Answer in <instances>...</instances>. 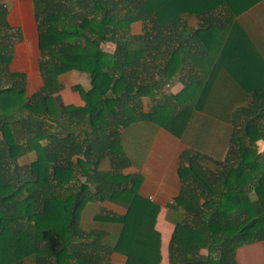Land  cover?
<instances>
[{
  "label": "trees",
  "instance_id": "trees-1",
  "mask_svg": "<svg viewBox=\"0 0 264 264\" xmlns=\"http://www.w3.org/2000/svg\"><path fill=\"white\" fill-rule=\"evenodd\" d=\"M181 1L33 0L39 90L26 96L25 74L8 71L11 48L0 53V264H114L113 253L125 264H160V207L138 193L140 175L122 173L129 159L121 137L141 120L180 137L209 94L216 63L205 81L190 76L177 95L160 93L185 53L202 62L196 43H181ZM4 18L0 12L7 30ZM135 21L142 22L139 35L131 32ZM104 42L114 43V52L104 51ZM227 47L225 41L222 56ZM70 71L89 78V88L71 86L82 105L65 104L59 94V77ZM227 72L263 103L256 93L261 71ZM144 96L157 100L148 112ZM173 101L182 105L171 108ZM236 117L243 121L223 159L191 150L180 157L181 192L167 208L181 207L185 217L174 221L169 264H236L238 247L264 241V153L256 145L264 141V106L237 109L234 126ZM31 152L33 160L19 163ZM104 200L126 213L99 214L101 226L83 230L85 204Z\"/></svg>",
  "mask_w": 264,
  "mask_h": 264
},
{
  "label": "crops",
  "instance_id": "crops-1",
  "mask_svg": "<svg viewBox=\"0 0 264 264\" xmlns=\"http://www.w3.org/2000/svg\"><path fill=\"white\" fill-rule=\"evenodd\" d=\"M181 6L183 8L181 29L184 35L181 43L183 45L196 43L198 57L202 62L196 65L185 53L181 70L173 72L172 77L160 89V93L177 95L185 88V81L190 76L205 81L216 63L209 85V94L202 109L193 111L190 122L180 137L161 126L143 120L125 128L121 137L123 150L129 159V165L122 170V173L140 175L141 184L138 193L160 207L155 223V228L161 236L160 264H169L168 244L175 227L174 221L185 217L181 207L167 208V205L172 203L181 192L182 183L178 174L181 155L185 150H191L212 159H223L231 135L237 134L243 121L242 118L236 117V125H233L232 119L236 110L251 105L264 106V101L255 104L252 94L227 72L261 71L262 83L256 93L264 97V0H182ZM0 12H4L7 26V30L0 26L2 44L0 53L6 55L11 48L12 57L8 71L25 74L26 96H29L35 92L31 84L36 70L30 71L28 63L36 59L38 64L40 54L33 0H0ZM134 26L137 27L135 30ZM232 26H236L238 30H234L231 35ZM29 27H33L35 36L33 42L27 37ZM130 28L133 34L139 35L143 29L142 22L135 21ZM196 29L206 30L199 38L193 39ZM239 30L246 36L241 35ZM225 41L229 47L222 56ZM3 44L7 45V48H4ZM174 44H178V41ZM101 48L112 53L115 44L104 42ZM204 52L206 58L202 56ZM218 61L220 63H217ZM37 69L39 71L38 65ZM64 75L86 80V84L77 80L67 85L60 79L64 86L59 92L63 102L82 105L78 92L73 91L71 86L79 84L89 88L88 76L70 71L62 74L60 78ZM255 76L258 77L257 72ZM160 96L161 94L157 95V100ZM157 100L149 96L142 97V110L148 112ZM189 103L191 104V102L187 104ZM180 104L177 105L173 101L170 106L179 108ZM256 145L258 152L264 153V141L260 139ZM30 154L32 152L26 155ZM125 213L126 209L116 203L107 200L90 201L81 211L80 227L86 231L100 227L102 223L95 221V217L99 214L120 216ZM111 260L114 264H125L126 257L113 253ZM235 261L236 264H264V241H255L238 247Z\"/></svg>",
  "mask_w": 264,
  "mask_h": 264
},
{
  "label": "rangeland",
  "instance_id": "rangeland-1",
  "mask_svg": "<svg viewBox=\"0 0 264 264\" xmlns=\"http://www.w3.org/2000/svg\"><path fill=\"white\" fill-rule=\"evenodd\" d=\"M137 27L136 26H134V30L136 29ZM27 37H28V39H29V41L30 42H33L34 41V38H35V36H34V31H33V27L31 28V27H29L28 29H27ZM37 62H36V59L35 60H33V61H31V63H30V61H29V63H28V66H29V68H30V71H35L36 70V74H35V77L33 78V82H32V89H33V91H36V90H38L40 87H41V85H42V80H41V76H40V73H39V71H38V69H37ZM59 79H62V81L65 83V84H67V85H69V84H72V83H75V82H77V80L79 81V82H81V83H83V84H86V80L84 79V78H77V79H75L74 77H69V76H67V75H64V76H62V78H60L59 77ZM73 86V85H72ZM33 91H31V92H33ZM34 154L32 153V154H30V155H26V156H22V158H20L19 159V161L20 162H22V163H28V162H30L31 160H33L34 159ZM103 167L105 168V169H108V167H109V163L108 162H105V164L103 165ZM204 253H206V251L204 250Z\"/></svg>",
  "mask_w": 264,
  "mask_h": 264
}]
</instances>
